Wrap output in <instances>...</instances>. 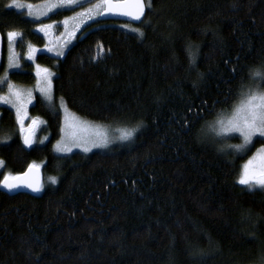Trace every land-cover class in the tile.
<instances>
[{
	"label": "trees",
	"instance_id": "trees-1",
	"mask_svg": "<svg viewBox=\"0 0 264 264\" xmlns=\"http://www.w3.org/2000/svg\"><path fill=\"white\" fill-rule=\"evenodd\" d=\"M11 1L0 0L4 45L10 31L41 44L36 21ZM145 3L137 24L95 20L62 55L37 54L54 73L53 102L36 95L29 107L42 141L26 147L2 107L3 171L35 164L43 180L37 195L0 189V264L257 263L264 189L238 181L264 138L226 154L238 137L221 142L209 126L253 86L250 74L264 73V0ZM32 68L9 75L31 85ZM59 98L89 120L140 130L106 151L56 153Z\"/></svg>",
	"mask_w": 264,
	"mask_h": 264
},
{
	"label": "rangeland",
	"instance_id": "rangeland-1",
	"mask_svg": "<svg viewBox=\"0 0 264 264\" xmlns=\"http://www.w3.org/2000/svg\"><path fill=\"white\" fill-rule=\"evenodd\" d=\"M59 0H12L9 6L23 12L24 16L36 21L32 26L33 31L41 34L43 42L41 44L32 42V40L27 38L24 33L20 31H10L17 33V36L10 40L8 33L5 38L3 59L0 62V116L2 113V107L11 108L16 117V121L20 130L21 135L24 137L29 129H32V139L31 144H36L43 140L44 137H38V126L37 120H30L34 116L29 113V107L35 102L36 95L40 96L46 102H53V92H52V77L53 70L48 66L36 61L37 54L45 53L54 56H60L64 51L76 40L78 36H81L88 30L85 28L86 25L92 23V21L99 20V11L95 9L94 6L99 4L101 0H80V5H67L63 7H51L53 4L58 3ZM30 6V7H29ZM51 8V10H49ZM92 9L89 15L85 14L79 16L78 13H88ZM67 21V23H65ZM45 25H51L49 28H44ZM95 24H93L94 26ZM44 30H41V29ZM39 34V35H40ZM34 51H31L33 50ZM29 55L32 59H29ZM25 63H31L33 65L32 72L35 76V80L31 85H23L14 81V79L9 75L11 71H20L24 69ZM46 70V71H45ZM39 71V75H37ZM264 74V73H262ZM259 83V81H257ZM9 85L12 86L10 91ZM255 90V89H253ZM19 92L22 94V99L19 103H22L23 108L19 113L17 112V98L12 95V92ZM247 93V92H246ZM245 93V94H246ZM242 97L236 102L235 106L224 116L217 118L209 126V132L211 133L212 127H215L217 131L220 130V121L227 122L228 119L232 118L237 109L240 106ZM7 100V103L4 101ZM58 104L61 110V125H60V135L57 140L53 143V150L59 154H69L73 151L91 152L94 150L106 151L115 146L125 145L131 141H121L119 139L120 129L132 128L136 125H131L124 121L115 122H100L89 120L74 111H72L66 103L59 98ZM33 121L36 124L33 125ZM30 122V123H29ZM41 124V123H40ZM73 125V127H70ZM23 126V131L21 130ZM75 133L78 142L73 143L70 134ZM97 132L104 133L107 135L109 143L106 147H93L92 141L97 140ZM236 136L238 140L232 142L231 145H241L243 144V139L238 133H231L229 137ZM257 138H264L260 136L253 137L252 144L238 150L237 152L246 151L254 144ZM57 145H60L61 151L57 150ZM85 147L91 148L90 151H84ZM264 149V144H258L250 152L249 156L242 163L241 176L245 165L253 157L257 159L254 160V166L259 167L262 163L259 159L261 152ZM39 166V165H38ZM4 164L0 158V177L10 176V173L3 171ZM1 178V179H2ZM0 179V180H1ZM261 255L257 260L256 264H264V248H261Z\"/></svg>",
	"mask_w": 264,
	"mask_h": 264
},
{
	"label": "snow or ice",
	"instance_id": "snow-or-ice-1",
	"mask_svg": "<svg viewBox=\"0 0 264 264\" xmlns=\"http://www.w3.org/2000/svg\"><path fill=\"white\" fill-rule=\"evenodd\" d=\"M67 5H80V0H59L58 3L53 4L51 7H63ZM144 0H101L99 4L94 6L95 9L100 10L98 14H103V11L112 12L114 14L131 16L133 19L140 20V18L144 15L145 10ZM150 7V4L148 5ZM30 7V6H29ZM51 10V8L49 9ZM92 9L89 10L88 13H78L79 16H83L85 14L89 15L91 18ZM67 23V21H65ZM51 25H45L44 28H49ZM41 30H44L43 28ZM135 31V29H134ZM17 36V33L10 32L8 33V37L10 40L14 39ZM31 51H34L31 50ZM29 59H32V56L29 55ZM46 71V70H45ZM39 71L37 75H39ZM250 79L253 81V86L248 88L247 93L245 94L243 88L240 92V96L242 97L239 108L236 111V114L227 120L220 121V130L217 131L215 127H212L211 133L214 135V138L224 142L229 138L231 133H238L239 136L243 139V144L241 145H231L226 144L222 151L226 154H230L229 150H240L245 148L246 146L252 144L253 137L260 136L264 137V74L257 72L255 75L250 74ZM259 81V83H257ZM2 83V81H0ZM10 91L12 90V86L9 85ZM255 89V90H253ZM17 98V112L18 115L22 111L23 105L19 103L22 99V94L19 92H12ZM3 97H0V100H3ZM7 103V100L4 101ZM36 124V121H33V125ZM73 127V125H70ZM141 125H137L132 128H123L120 129L119 139L121 141H132L137 132L140 130ZM23 131V126L22 129ZM31 132L32 129H29V134L25 136V143H31ZM97 140L92 141L93 147H106L109 143L107 135L104 133L97 132ZM73 143H77V137L75 133L70 134ZM57 150H64L60 145H57ZM91 148L85 147L84 151H90ZM261 155L259 159L261 160V164L259 167L254 166V160L257 159L253 157L252 160H249L245 165L242 177L238 181L239 184L248 186L251 190H254L257 186L260 189H264V149L260 150ZM37 169L35 164L29 166V172L24 174V177L16 176H5L3 181H0V184L3 187L8 188L9 190L19 188V187H28L31 188L32 191L38 192L41 190V185L38 181L28 180L26 179L30 173ZM56 178H51V183H56Z\"/></svg>",
	"mask_w": 264,
	"mask_h": 264
},
{
	"label": "water",
	"instance_id": "water-1",
	"mask_svg": "<svg viewBox=\"0 0 264 264\" xmlns=\"http://www.w3.org/2000/svg\"><path fill=\"white\" fill-rule=\"evenodd\" d=\"M144 3H145V0H144ZM145 5H146V3H145ZM145 12H146V6H145V10H144V15H145ZM144 15L140 18V20H136V19H133L131 16H124V15L114 14L112 12H108V11L105 10V11H103V14L99 15V19L103 20V21H109V20L110 21H122V22H128V23H132V24H137L143 19ZM2 47H3V37H2V34L0 32V56H1ZM28 134H29V131L25 134V136L28 135ZM31 139H32V132H31ZM24 143H25V139H24ZM30 144H26L25 143V146L29 147ZM29 166L23 172H21L20 174H18L16 176L24 177V174L29 172ZM16 176H13V177H16ZM3 179L4 178H2L1 181H3ZM26 179L33 180V181H38L39 184L42 185L43 174H42L41 168L37 166V169L34 170L32 173H30ZM0 189L5 191L6 193H8L10 195H14V194H17L19 192H29V193L34 194V195H37L39 193V191L35 192V191H32L31 188L23 187V186L19 187V188L12 189V190H9L8 188H5V187H3L2 184H0Z\"/></svg>",
	"mask_w": 264,
	"mask_h": 264
},
{
	"label": "bare ground",
	"instance_id": "bare-ground-1",
	"mask_svg": "<svg viewBox=\"0 0 264 264\" xmlns=\"http://www.w3.org/2000/svg\"><path fill=\"white\" fill-rule=\"evenodd\" d=\"M147 7V6H146ZM144 18V17H143ZM128 23V22H127ZM130 24H132V23H130ZM7 34V33H6ZM40 34V33H39ZM41 35V34H40ZM5 36V38H6V35H4ZM3 40H4V38H3ZM30 123V122H29ZM22 136V135H21ZM25 137V136H24ZM24 137H23V139H24ZM32 165V164H31ZM36 166H38V165H36ZM38 167H40V166H38ZM4 178V177H3ZM43 180V179H42ZM1 181V180H0Z\"/></svg>",
	"mask_w": 264,
	"mask_h": 264
},
{
	"label": "flooded vegetation",
	"instance_id": "flooded-vegetation-1",
	"mask_svg": "<svg viewBox=\"0 0 264 264\" xmlns=\"http://www.w3.org/2000/svg\"><path fill=\"white\" fill-rule=\"evenodd\" d=\"M100 15V14H99ZM28 132V131H27Z\"/></svg>",
	"mask_w": 264,
	"mask_h": 264
}]
</instances>
